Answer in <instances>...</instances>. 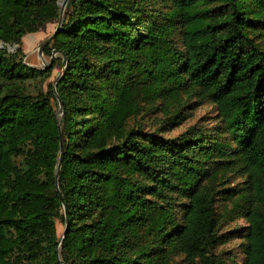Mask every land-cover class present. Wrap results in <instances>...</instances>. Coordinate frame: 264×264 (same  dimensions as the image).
<instances>
[{"label": "trees", "instance_id": "obj_1", "mask_svg": "<svg viewBox=\"0 0 264 264\" xmlns=\"http://www.w3.org/2000/svg\"><path fill=\"white\" fill-rule=\"evenodd\" d=\"M58 1L0 0V41L21 44L59 18ZM163 2L167 17L150 14L140 33L147 10L136 0H69L53 38L66 69L47 93L16 84L45 71L0 48V264H171L175 251L213 264L219 184L206 159L226 148L128 128L141 102L168 106L189 90L215 104L238 142L244 264H264V0Z\"/></svg>", "mask_w": 264, "mask_h": 264}, {"label": "rangeland", "instance_id": "obj_2", "mask_svg": "<svg viewBox=\"0 0 264 264\" xmlns=\"http://www.w3.org/2000/svg\"><path fill=\"white\" fill-rule=\"evenodd\" d=\"M63 1L59 0L57 4L61 7ZM136 1L140 3V6L144 4L145 10H147L146 13L136 15V18H140V33H146L145 24L149 23L150 14L154 16L159 14V21H162L165 16L167 17L171 7L170 4L163 2V0ZM213 7L219 11L223 7V2H216ZM71 13L72 8L69 6L68 1L63 15L66 23ZM58 22L59 18L53 19L45 23L37 31L23 36L21 44H4L0 41V48H4L11 54L21 50L19 58H22L24 64L28 67L45 71L43 75L31 78L24 83L16 82V84L24 87L27 93L32 95L47 93L50 89L55 90L66 69L67 59L61 52L56 50L54 39L40 51L41 44L56 34ZM171 24L175 25L171 45L180 49L182 41L177 30V19L172 20ZM256 34L257 32H253V35ZM257 41L259 42L260 39L257 38ZM48 70L51 71L48 72ZM130 71V75L136 76L137 79L139 78L140 69L134 67ZM4 82L5 80L0 79V85L4 84ZM168 103L169 105L167 106L163 99H158L151 104L141 102V110L136 116L129 119L128 128H141L144 134L147 136L152 135L156 140L178 139L182 141L185 139L191 141L195 137L199 138L198 141L205 143L206 146L220 143V147L226 148L227 153L223 157L220 158L218 153L214 151V154L206 159L207 169L217 174L219 184L215 197V206L220 241L213 249L212 260L213 264H244L247 221L244 217L243 208L245 206L244 196L248 192L246 190V177L242 172L239 158L234 153L238 148V142L220 119V114L215 104L208 98L203 97L199 92L193 90L183 92L179 98L170 99ZM91 116L92 114L89 113L85 118H90ZM58 117L63 122L64 108L63 113H59ZM174 196L177 202L181 199L177 193H174ZM66 226L67 222L64 223L61 219L57 220V236L60 241L64 238ZM171 261V264H188L185 256L181 252L176 251L173 252ZM197 263L200 264L199 261Z\"/></svg>", "mask_w": 264, "mask_h": 264}, {"label": "water", "instance_id": "obj_3", "mask_svg": "<svg viewBox=\"0 0 264 264\" xmlns=\"http://www.w3.org/2000/svg\"><path fill=\"white\" fill-rule=\"evenodd\" d=\"M68 1L69 0H64L63 2H62V5H61V12H60V17H59V22H58V28H57V31L61 28V25H62V21H63V15H64V10H65V7H66V5H67V3H68ZM57 33V32H56ZM54 36H55V34L53 35V36H51L50 38H48L47 40H45L42 44H41V46H40V51H42V49H43V47L45 46V45H47L53 38H54ZM56 97H57V100H58V102H59V113H63V102L61 101V99H60V97L58 96V95H56ZM60 137H61V130H60ZM60 146H61V151L63 150V140H62V138L60 139ZM61 161H62V156H61V158H60V160H59V163H58V169H60V167H61ZM64 234H65V232H64ZM63 237H64V235H63Z\"/></svg>", "mask_w": 264, "mask_h": 264}]
</instances>
